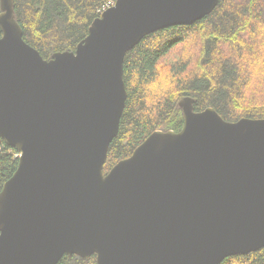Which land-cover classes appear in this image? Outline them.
I'll list each match as a JSON object with an SVG mask.
<instances>
[{
	"label": "water",
	"instance_id": "water-1",
	"mask_svg": "<svg viewBox=\"0 0 264 264\" xmlns=\"http://www.w3.org/2000/svg\"><path fill=\"white\" fill-rule=\"evenodd\" d=\"M217 3L116 0L74 50L45 59L0 0V138L20 153L0 190V264H220L264 247V119L227 121L183 97L180 130L152 131L103 172L126 52Z\"/></svg>",
	"mask_w": 264,
	"mask_h": 264
},
{
	"label": "trees",
	"instance_id": "trees-1",
	"mask_svg": "<svg viewBox=\"0 0 264 264\" xmlns=\"http://www.w3.org/2000/svg\"><path fill=\"white\" fill-rule=\"evenodd\" d=\"M107 1L13 0V10L24 41L48 59L74 50ZM123 80L127 97L104 173L152 131L180 130L183 97L194 111L211 107L227 121L264 119V0H218L191 24L145 35L126 52ZM17 164L18 152L0 138V190ZM56 264L97 263L95 254H65ZM220 264H264V247Z\"/></svg>",
	"mask_w": 264,
	"mask_h": 264
},
{
	"label": "built area",
	"instance_id": "built-area-1",
	"mask_svg": "<svg viewBox=\"0 0 264 264\" xmlns=\"http://www.w3.org/2000/svg\"><path fill=\"white\" fill-rule=\"evenodd\" d=\"M114 0H109L107 1L103 6H102V9L100 10L101 13L106 10L107 8H109L110 6L114 5Z\"/></svg>",
	"mask_w": 264,
	"mask_h": 264
}]
</instances>
